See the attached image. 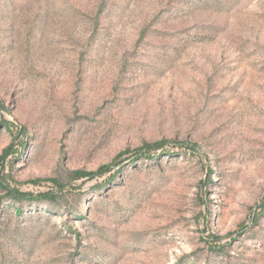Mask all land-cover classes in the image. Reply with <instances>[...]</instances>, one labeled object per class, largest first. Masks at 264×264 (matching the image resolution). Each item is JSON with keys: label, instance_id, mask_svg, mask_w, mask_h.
I'll return each instance as SVG.
<instances>
[{"label": "rangeland", "instance_id": "rangeland-1", "mask_svg": "<svg viewBox=\"0 0 264 264\" xmlns=\"http://www.w3.org/2000/svg\"><path fill=\"white\" fill-rule=\"evenodd\" d=\"M0 264H264V0H0Z\"/></svg>", "mask_w": 264, "mask_h": 264}]
</instances>
